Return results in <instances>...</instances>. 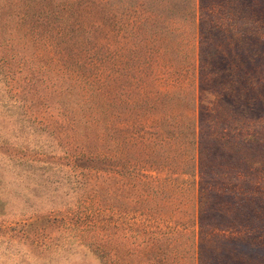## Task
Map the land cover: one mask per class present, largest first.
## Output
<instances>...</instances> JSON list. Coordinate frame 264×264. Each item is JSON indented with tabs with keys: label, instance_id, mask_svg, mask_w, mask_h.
Segmentation results:
<instances>
[{
	"label": "trees",
	"instance_id": "trees-1",
	"mask_svg": "<svg viewBox=\"0 0 264 264\" xmlns=\"http://www.w3.org/2000/svg\"><path fill=\"white\" fill-rule=\"evenodd\" d=\"M27 1L0 0V94L11 105L7 112L15 110L39 142L28 149L0 140V168L16 179L21 167L25 177L47 184L35 185L46 187L50 200L62 194L67 203L47 215L32 213L34 220L25 221L11 241L36 252L77 245L98 264H135L136 257L142 261L137 264H204V253L196 249V239L204 236L180 222L189 219L185 211L192 204L165 195L197 194L201 217L198 97L181 58L192 46L180 36L191 24L187 13L171 15L159 22L158 34L147 35L141 32L146 21L163 14L146 10L130 20L126 2L112 0L119 28L112 24L111 69L84 65L77 49L83 40L68 36V22L53 26L47 11L34 12ZM72 57L76 66L67 64ZM144 204L172 210L143 209ZM137 217L162 225L143 226Z\"/></svg>",
	"mask_w": 264,
	"mask_h": 264
},
{
	"label": "rangeland",
	"instance_id": "rangeland-1",
	"mask_svg": "<svg viewBox=\"0 0 264 264\" xmlns=\"http://www.w3.org/2000/svg\"><path fill=\"white\" fill-rule=\"evenodd\" d=\"M113 1L126 2L125 11L130 20L146 10L161 12L160 19L146 21L141 32L147 35L158 34L159 22L169 21L171 15L179 18L183 12L187 13L191 24L182 25L179 34L190 39L192 45L181 58L189 67L184 77L196 86L198 97L201 169L196 182L204 191L199 198L201 217L195 212L197 194L194 197L193 194L165 195L192 204L193 208L190 205L185 211L189 219L180 222L189 232L204 236L199 243L196 239L197 251L204 253V264H264V0ZM29 2L34 12L47 11L53 26L62 22L61 19L66 20L68 36L78 34L82 38L83 43L77 49L84 65L112 69V28L114 25L115 29L119 28L116 19L112 20V0ZM116 10L117 14L121 13L120 9ZM80 19L82 27L77 26ZM29 52L26 51L28 57ZM67 64L76 66L75 59L72 57ZM0 102H5L0 103V140L6 146L36 147L37 134H32L19 121L15 110L7 112L6 107L11 105L1 94ZM130 119H135L133 112ZM16 169H20L22 177L15 179L9 169L0 168V227L8 226L0 228L6 233L0 234V264H98L94 256L77 245H59L54 253L47 248L36 252L28 244L11 241L9 236L24 230L25 221L34 220L32 213L47 215L52 208L59 210L58 206L67 203L62 194L55 201L50 200L46 187L35 185L47 184L25 177L21 167ZM141 208L167 213L172 210L167 204L163 208L144 204ZM58 214L64 215L65 211ZM137 218L135 222L143 226L162 225V221ZM171 222L164 224L174 225ZM179 240L175 243L181 248L183 244ZM181 241L193 245L189 239ZM138 261L141 257H136L133 263Z\"/></svg>",
	"mask_w": 264,
	"mask_h": 264
}]
</instances>
